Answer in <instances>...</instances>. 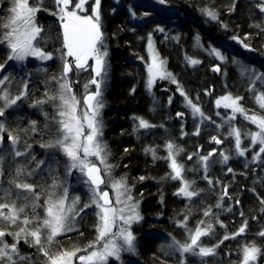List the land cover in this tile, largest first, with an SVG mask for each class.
Returning <instances> with one entry per match:
<instances>
[{
  "label": "trees",
  "instance_id": "1",
  "mask_svg": "<svg viewBox=\"0 0 264 264\" xmlns=\"http://www.w3.org/2000/svg\"><path fill=\"white\" fill-rule=\"evenodd\" d=\"M32 1L41 8L36 18L43 29V41L38 46L52 53V59L39 71L31 64L24 68L6 65L5 71L10 73V79L21 81L18 83L19 91L11 94H20L24 84L28 87L27 94L15 107L0 117L6 129L3 135H18L20 143L17 146L21 151H25V143L31 147L21 158L25 161L13 158L7 144L0 152L10 150L6 160H13V165L19 163L26 171H34L32 176L19 179L37 185V191L45 196L49 180L44 177L43 164L37 168V162L46 160L54 152L60 155L59 149L44 147L56 138L57 125L53 117L57 108L51 101L41 104L37 101H47L48 96L57 94L58 83L52 77L61 76L63 64L67 61V49L63 45L60 19L58 14H53L58 13L55 0ZM261 3L264 0H166L164 4L159 0H100L104 50L107 51L102 140L107 146L109 161L116 172L119 171L134 187V194L140 201L142 220L135 228L139 264H181L178 253L166 245L169 234L181 242L187 239L185 229L177 224L185 217L189 228H195L201 220L215 225L211 236L201 238L202 243L209 247L217 244L225 234L235 233L245 219L248 221L246 233L225 240L215 256L202 258L190 255L187 264H232L239 261L242 246L250 243H255L262 250L256 264H264V237L258 235L264 231V212L260 211L264 207L260 203L264 199V153L260 159L253 160L256 148H251L244 156H239L234 138L228 135L224 114L214 105L216 97L232 93L242 96L244 101L247 100L246 105L255 109L253 96L264 92V84L256 80V93L250 91L253 79L241 77L240 72V64H243L264 74V12L257 7ZM11 7V0H0V21L10 15ZM204 9L214 10L218 19L207 16ZM133 13L143 19H134ZM160 28L162 32L158 30ZM150 38L184 92L198 103L206 116L211 117V120L203 121L199 135L194 134L196 128L189 112L181 105L182 95L175 85L165 84L167 91L155 88L153 94L158 97L155 99L159 104H155L148 93L144 59ZM244 44L249 47L245 48ZM213 48L220 50L227 59L221 61L211 55ZM186 57L200 63L193 66ZM234 59L239 61V65L233 63ZM6 60V53L0 50V64L7 63ZM217 65L221 69L219 72L213 70ZM169 97H173L171 103L168 102ZM178 111L184 112L185 116L177 117ZM137 117L156 127L137 129ZM33 121L37 131L25 132ZM182 121H186L183 129L180 126ZM246 125L242 119L236 120L239 128L249 129ZM214 136L223 141L218 147L212 140ZM169 141L182 149L178 157L184 166L186 179L195 181L194 189L203 190L191 200L177 194L179 180L166 178L171 172L170 162L162 157L167 156L165 145ZM244 145L247 147L246 142ZM149 147L156 149L157 157L161 158L153 159L151 153H146L145 149ZM215 148L218 150L210 157L205 172L198 156H205ZM221 153L229 155L227 164L222 163ZM189 156L192 158L188 159ZM31 157H34L32 165L25 167ZM7 165L3 167L4 177L14 175L12 168L7 173ZM229 167L233 172L227 171ZM206 175L212 180L211 185L204 179ZM224 186H228V196L222 206L216 208ZM209 206L215 214L213 217L203 215ZM229 208L231 211L227 210ZM241 212L245 214L243 217ZM29 214L31 216V212ZM81 217L77 230L59 236L58 243L51 248L52 252L61 248H83L95 238L97 216L92 208L83 212ZM217 220L224 226H220ZM161 245H165L163 251ZM28 246L23 252L31 258V264H44L42 253H38L36 247Z\"/></svg>",
  "mask_w": 264,
  "mask_h": 264
},
{
  "label": "snow or ice",
  "instance_id": "2",
  "mask_svg": "<svg viewBox=\"0 0 264 264\" xmlns=\"http://www.w3.org/2000/svg\"><path fill=\"white\" fill-rule=\"evenodd\" d=\"M72 0H55L58 8L59 18L63 24V45L67 49V56L74 57V64L67 61L63 64L61 76L59 78L52 77L53 81L58 83V91L56 95L48 96L47 101H37L38 104L51 101L57 108V114L53 117L54 123L57 125L56 138L44 145L48 148L59 149L68 158V170L78 169L86 176L85 183L89 186L91 198L89 203H84L80 206V198L74 197L69 201L67 189L64 188L62 193L57 196L54 191L58 185L54 181L51 185L53 191L45 193V202L40 204L41 193L37 191V185L28 183L26 180L20 182L19 178L22 176L30 177L34 171H26L23 166L15 168V176L13 179L7 181L8 187H3L0 184V225H20L16 231H8V227L0 226V264H31V258L23 255L18 247L21 240L36 247L38 253H42L45 257L44 264H108L110 257L117 260L120 258L121 251H135L134 241L136 237L131 231V225L142 219L139 214V202L135 201L130 194V188L127 185L126 178L121 177L119 180L111 179L113 165L108 163L107 146L102 142V123L98 119L99 110L103 108L101 101V85L105 82L107 76V51L104 48V33L102 31L101 17H100V0H95L93 8L94 15L81 16L76 10L84 9L87 0H78L74 5L73 10H69V5ZM12 7L8 15L0 21V43L6 44L10 50L7 60L24 61L28 57H37L40 60L52 59V53L45 52L38 44L43 41L41 33L42 27L36 23V14L41 10L38 3H32V0H11ZM159 3L164 4L166 0H159ZM261 12H264V3L257 6ZM204 13L212 19H218L217 13L212 9H204ZM145 16L149 15L144 13ZM135 17V13H133ZM226 27V25H225ZM163 31L162 28L158 29ZM233 39H236L235 37ZM241 43H243L241 41ZM149 49L152 51V62L148 65V87L149 89L155 83L157 77L160 79H170L172 83L177 84V90L185 98L188 108L191 110L193 119L199 118L201 122L204 120H211V117L205 115L198 103H194L192 98L188 97L184 92L182 86L175 77L166 70V61L159 58L158 53L154 51L151 39H149ZM245 48L249 45L244 44ZM210 54L224 61L227 58L218 49H211ZM63 59V57H61ZM94 60L93 72L94 76L84 85L85 90L89 86L94 85L95 91L88 92L84 97L85 110L82 115L78 114L80 100L72 92L71 82L68 79V74L75 68L79 70H87L88 60ZM188 63L197 65L199 60L186 57ZM234 64H239V61L233 60ZM5 67L0 64V69ZM214 71L219 72L221 69L217 65ZM241 75L251 73L255 76V80H264V74L255 75L254 69H249L241 66ZM9 78L7 76L0 79V101L3 106H0V117L5 115V111L11 108L25 96L27 84H24V90L14 98L11 97L9 91L4 88L5 81ZM255 80L252 81L250 91L256 93ZM242 96H233L228 93L216 100L217 107H223L231 110V115L226 118V123H231L235 120L237 114L242 116L246 121L256 125L257 131H245L242 133L241 129L231 127L228 135L235 139V149L239 156H244L248 148H242V135L250 137L252 146L259 145V151L253 155V160L261 158L264 153V115L256 113H249L241 101ZM255 103L260 109L264 110V92L256 93L253 96ZM198 100V97H197ZM58 101V103H57ZM171 103V97L169 98ZM178 116H183V113H177ZM58 117V118H57ZM137 129H149L156 127L149 121L137 117ZM86 127L89 129L87 135L84 133ZM6 131L3 123H0V144L3 142V134ZM25 132H36V122H32L30 129H25ZM195 135H199L197 128ZM11 143V156L21 157L27 155V149L31 147L27 143L24 144L25 151H19L16 146L20 143L18 135L9 134ZM212 140L217 143H223L217 137H212ZM167 149V156L162 157L168 160L171 172L166 178L182 181V186L178 189L177 194L182 195L189 200L200 195L203 190H196L193 188L195 181H189L184 178V166L177 160V155L182 149H178L171 141L165 145ZM127 151V150H126ZM146 153H151L153 159L157 157L156 149L146 148ZM192 155H196L193 153ZM213 155L210 152L206 156H200L199 161L204 171L208 170V162ZM222 163L227 164L229 155L226 153L220 154ZM88 157H95L103 168L89 160ZM189 156L188 159H191ZM34 159V157H33ZM4 157L0 155V177L4 175L2 165ZM44 161L37 162V168L44 164ZM229 173L233 169H227ZM103 173V174H102ZM109 179L106 180L105 175ZM141 180L144 177H140ZM211 185L212 180L206 175L204 177ZM101 185L107 188L109 185L115 190V200L109 196L108 190H101ZM255 191V189H253ZM228 196V186H224L223 192L219 197V203L215 206L220 208L224 198ZM23 201L19 205L17 201ZM239 204V200L236 201ZM261 205H264V199L260 200ZM95 206L97 223L95 224L96 236L84 248L73 247L70 250L61 248L56 252H52L51 248L54 243H58L57 238L62 234L76 231L75 221L76 217L80 216L86 209ZM42 208L44 215L40 216L37 209ZM231 211V209H227ZM261 212H264V207H261ZM31 212V216L29 215ZM205 217H213L215 214L212 207L209 206L203 212ZM243 217L245 214L240 213ZM220 226H224L222 222L217 220ZM178 226L185 229L187 239L184 242L177 240L169 234L167 248L174 252H179L181 256L191 253L202 258L212 257L217 254V249L225 240L235 239L237 236L246 233L248 221L245 219L240 228L232 234H225L223 238L212 246H205L202 243V237L211 236L214 232L215 225L211 222L201 220L195 228H189L187 224V217L177 222ZM115 229V230H114ZM11 235L13 243L9 244L4 240V237ZM260 237H264V231L258 233ZM165 245H161L163 251ZM261 248L255 243L245 244L242 246V264H256L258 257L261 255ZM78 253H84L78 255ZM181 264H184L183 260Z\"/></svg>",
  "mask_w": 264,
  "mask_h": 264
},
{
  "label": "rangeland",
  "instance_id": "3",
  "mask_svg": "<svg viewBox=\"0 0 264 264\" xmlns=\"http://www.w3.org/2000/svg\"><path fill=\"white\" fill-rule=\"evenodd\" d=\"M32 3H34V2L32 1ZM76 3H78V0H72L71 4L69 5V10L70 11L74 9V5ZM94 6H95V0H87L86 4L84 5V9H82V10H76V11L81 16H84V15H94V13H93ZM57 11H58V8H57ZM58 17H59V15H58ZM133 18L136 19V20H142L143 19L142 16L141 17H137V16L134 17L133 16ZM60 22H61V20H60ZM36 23L38 24L37 18H36ZM62 25L63 24L61 22V26ZM151 41H152V44H153L154 51L156 53H158V51H157V49H156V47H155L154 42H153L152 39H151ZM148 45H149V40L147 42L146 50H145L146 58L144 59L146 73H147V78H146L147 81H148V78H149L148 65L152 62V51H150ZM0 50H1L2 53L3 52L6 53L7 57L10 54V50L7 48V45L6 44L0 43ZM103 50H104V48L102 49V51ZM158 55H159V58L163 60V58L160 56L159 53H158ZM50 60H44V61H42V60H40L37 57H28L24 61L6 60L7 63H5L4 65H5V67H6L7 64H9L12 67L24 68L26 65L31 64V65L37 66V70L39 71L40 69H42L44 67V64L47 63ZM67 62L74 64V57L67 56ZM94 63L95 62H94L93 59H89L88 60L87 70H79V71H77L75 68H73V71L68 74V79L71 82L72 92L75 94L76 98L78 100H80V106L78 108V114H80V115H82V113L85 110V100H84V97L88 94V92H94L95 91V86L94 85L89 86V88L87 89V91L84 88V85L94 76V72H93ZM240 66H243V67H246V68H249V69H254L255 70V75H257V76L262 74V72L259 71L258 69H256L255 67L245 66L243 64H240ZM5 67L3 69H0V79H2L5 76H7L9 78L7 81H5V84H4L3 87L6 88L9 91V93H10V95L12 97L13 95L11 93L14 94V93H17V91H19L20 86H19L18 83H21V81H20V79H16L17 82H14L12 79H10L11 78L10 77V73L7 72V71H5ZM166 70L169 72V70L167 69V66H166ZM241 77L251 78V79L255 80V76H253L251 73L246 74V75H241ZM256 81L259 82V83H261V85L264 84V80H256ZM106 83H107V76H106L105 82L101 85V92H102L101 101H102V103L104 105L103 108H101L99 110V117H98V119L101 121V123H102V113H103V110H104V107H105L104 100H103V93H104V88L106 86ZM165 84H168V85L169 84H173L177 88V84L172 83L170 79H160L159 77L156 78L155 83L152 85V87L150 89H149L148 83H147L148 93L153 97V101H155V104H159V100L155 99V98H158V97H154V94H153L154 93V90H155V88L158 87L159 89H163V91H167L168 88L166 87ZM226 94H228V93H226ZM226 94L219 95L218 97H216L215 98V102H216V100L218 98H220V97H222V96H224ZM14 97L15 96H13L12 98H14ZM22 97H21V99H22ZM172 98L173 97H171V100H172ZM245 101H247V100H245ZM245 101L243 99V101H241V103H242V105L246 109L249 110V113L250 114L256 113V114H259V115H263L262 114V109H260L257 104L254 106L255 107V109H254L251 106H247L246 103H245ZM168 102H169V100H168ZM15 105H13L11 108H8V109L14 108ZM181 105L186 109L187 112H189L190 118H191V122L194 124V127L196 128V130H197V128L200 129L203 122H201L199 118L193 119V116L191 114V110L188 108V106H187V104L185 102L184 96H182V104ZM214 105H215V108H217V111L219 109L221 110V113L224 114L223 120L226 121V118L231 115V110L230 109L223 108L222 106L221 107H217L216 106V103ZM0 106H3V102L2 101H0ZM8 109H6V110H8ZM156 110H157V108L154 109L153 111H156ZM56 114H57V111H56ZM237 119H242V121L247 124L246 126H248L249 129L248 128H244L243 129V128H239L238 126H236V120ZM185 123H186V121H182L181 122L180 126H181L182 129H183ZM227 125L229 127V131L231 130V127H233V126L236 127V128L241 129L242 133L245 132V131H252V132L257 131L256 125L251 124V122H249V121H246L239 114H237L235 120H233L231 123H227ZM140 130H142V129H140ZM102 131H103V127H102ZM88 132H89V129L86 127V122H85V128H84L85 135H87ZM181 135H184V133H182ZM232 138H234V137H232ZM241 139H242V145H241L242 148H248V150H250L251 148H256L254 154L259 151V145H256V146H252L251 145V143H250V137H247V136L242 135ZM234 141H235V139H234ZM102 142H103V140H102ZM245 142L247 143V147H245V145H244ZM234 144H235V142H234ZM5 145H6V148L7 149H11V143H10V140H9V136H6L5 137L3 135V142H2V144H0V150H2ZM220 145L221 144H217L216 146L218 147ZM16 149L19 150V147L16 146ZM217 150L218 149L215 148L211 152L213 153V152H216ZM9 151L8 152H5V153H1L0 152V155H2L4 157V162H3V165H2V169H3V167H4L5 164H9V166L7 165V168H8L7 173H9L10 170H11V168H12V169H14V175L7 176V177H4V175H3L2 177H0V184H2L3 187H8L9 186L8 183H7V181L13 179V177L15 176V168L16 167H20L19 163H17L16 165H13V162H14L13 160H11V162H10V160H6L5 159V158L8 159V153H9ZM19 151H21V150H19ZM27 152H28V150H27ZM59 152H60V155L59 156H57L58 154H56V152H54L51 155V157L46 158V160H44V162L46 163L45 164L46 167H44V164L42 165L43 166L42 167V170H43V172L45 171L44 177L47 178V180H49V184H48L49 187L47 188L46 191H48V192L49 191H53V189L51 188V185L55 181L56 184L58 185V187L54 190L56 192V195L57 196H59L62 193V190L64 188H66L67 189V193H68L69 201H71L72 198H74V197H79L80 198V206H82L84 203H89L90 202V198H91V192H90L89 186L85 183L86 176L83 173H81L78 169H72L69 172L68 167H67V165L69 163L68 158L61 151H59ZM178 156H179V153L177 155V160L179 162V157ZM23 157H25V156L13 157V158H15V159L20 158L19 160H22L21 158H23ZM198 157H200V156H198ZM9 159H12V157H10ZM88 159L91 160V161H93L94 163H97L98 166H100L101 168H103V165H100L99 164V161L95 157H88ZM25 160L26 159H23L22 161H25ZM21 162H20V164H23ZM27 162L28 163L25 164V167L28 166V165H32V163H33V157H31L29 159V161L27 160ZM108 163L111 164V162L109 161V159H108ZM104 175H105L106 180L109 179L106 174H104ZM121 177H123L122 174H120L119 171L116 172L115 168L113 167L111 179H113V180H119ZM184 178L186 179L185 175H184ZM20 182H23V180H20ZM179 182L180 183H179L178 189L182 186V181L179 180ZM127 185L130 188V194L133 197V199L135 201H138L139 202V208H138V210H139V214L141 216L140 201L137 199V197L134 194L135 193L134 192V187L131 184H129L128 182H127ZM101 190H108L109 191L110 198H112L113 201L115 200V190L112 189L110 187V185L107 188H105V185H101ZM177 192H178V190H177ZM180 196L181 197H184L182 195H180ZM45 198L46 197L42 194L40 196L39 203L40 204H44ZM184 198H186V197H184ZM22 202L23 201L18 200L17 201V204L19 205ZM91 208L94 211V213L96 214V212L98 211V209L95 206H93ZM86 210H88V209H86ZM86 210L84 212H86ZM36 211H37V213L40 216H43L45 214L44 213V210L42 208H38ZM81 216H82V213H81L80 216L76 217V221H75V227H76V229L78 228L77 225H78L79 221L82 219ZM141 220H139L138 222H134L131 225V231L134 234V236L136 237V239L134 241L135 251H121L120 258L117 260L114 257H110L109 260H108V264H139V263H141V261L139 262V258L137 256L138 255V253H137V234L135 233V228L138 227L141 224ZM0 226L8 227L7 225H0ZM19 226L20 225L18 224V225H13L11 227H8V231L9 232L16 231V230H18V227ZM68 233H70V232H68ZM65 234H67V233H65ZM65 234H62V235H65ZM13 239L14 238L11 235H7V236L4 237V240L7 243H9V244L13 243ZM28 244L29 243H25L23 240L20 241L18 247L20 249L21 254L25 255V253L23 252V249L29 248ZM177 253H178L177 255L180 257L179 261L181 262L183 260L184 264H187V260H188L187 257L190 256V255H193L191 253H188V254H184L183 256H181V254L179 252H177ZM80 254H84V253H78V255H80ZM256 263H257V261H256ZM77 264H79L78 261H77ZM232 264H242V255L240 256V259H239L238 262H235V263L233 262Z\"/></svg>",
  "mask_w": 264,
  "mask_h": 264
},
{
  "label": "water",
  "instance_id": "4",
  "mask_svg": "<svg viewBox=\"0 0 264 264\" xmlns=\"http://www.w3.org/2000/svg\"><path fill=\"white\" fill-rule=\"evenodd\" d=\"M61 30H62V35H63V25H62V27H61ZM177 113H183V114H184L183 116H185V113L182 112V111H178ZM177 113H176V116L179 117V116L177 115ZM213 153H214V152H213Z\"/></svg>",
  "mask_w": 264,
  "mask_h": 264
},
{
  "label": "flooded vegetation",
  "instance_id": "5",
  "mask_svg": "<svg viewBox=\"0 0 264 264\" xmlns=\"http://www.w3.org/2000/svg\"><path fill=\"white\" fill-rule=\"evenodd\" d=\"M9 110V109H8Z\"/></svg>",
  "mask_w": 264,
  "mask_h": 264
}]
</instances>
